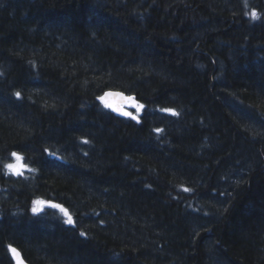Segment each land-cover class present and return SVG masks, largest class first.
<instances>
[{"label":"trees","instance_id":"16d2710c","mask_svg":"<svg viewBox=\"0 0 264 264\" xmlns=\"http://www.w3.org/2000/svg\"><path fill=\"white\" fill-rule=\"evenodd\" d=\"M10 247L264 264V0H0V264Z\"/></svg>","mask_w":264,"mask_h":264},{"label":"snow or ice","instance_id":"6c2138e0","mask_svg":"<svg viewBox=\"0 0 264 264\" xmlns=\"http://www.w3.org/2000/svg\"><path fill=\"white\" fill-rule=\"evenodd\" d=\"M251 16H252L254 19L259 18L257 12H255V11H253V12L251 13ZM16 96L19 97V96H20V93L17 92V93H16ZM110 96H120L123 100H126L127 102L131 103L132 106L135 107V108L137 109L138 112H139L141 109H143L144 105H142V104H138V103L135 101V98H133V97H123V94H122V93L106 92V93H104L103 96H101V97L98 98V99H100V100L104 103V106H105V107H107V108H111L112 110H114V111L120 113V114L123 115V116L131 117L133 120H137V119H138V117L135 116V115H133L131 112L124 110V108H123L122 106L110 102L109 99H108V97H110ZM162 111H165V112H171L173 115H177V113H176L175 110H173V109H163ZM156 131H157V132H160V131H162V130H161V129H156ZM50 154L53 155V156H55V153H50ZM12 155L15 156L16 158H19V160H21V156H20L19 154H17V153L14 152V153H12ZM7 167H8L11 171H13V172L19 174V173H20V169H21L22 167H24V165L21 164L19 167H15V166H13L12 164H9ZM185 190H187V189H185ZM44 203H45L44 201H35V202H34V207H33L32 211H33L34 213L39 212L40 209H41V207L44 205ZM53 206H54V207L61 208V211L64 213V215H65V217H66V222H67L68 224L71 225V224L74 223V220H73L72 216L68 213L67 209L62 208L60 205H53ZM10 251L12 252V254H13L14 256L17 257V259H18V264H22V262L19 261V253L17 252V250H16L15 248L10 247Z\"/></svg>","mask_w":264,"mask_h":264},{"label":"rangeland","instance_id":"374dc122","mask_svg":"<svg viewBox=\"0 0 264 264\" xmlns=\"http://www.w3.org/2000/svg\"><path fill=\"white\" fill-rule=\"evenodd\" d=\"M127 107L129 108V107H133V106H132V104L130 103ZM128 111H129V109H128ZM129 112H131V111H129ZM131 113H132V112H131ZM17 154H19V153H17ZM19 155L21 156L20 163H21L22 165H24V167H22V168L20 169V173H19V174H17V173H15V172L11 171V170L7 167V171H8L9 173H11V174H14V175L24 174V173H26V172L30 169L29 165L26 163V161H25V159L22 157V155H21V154H19ZM15 162H16V157L12 155V156L10 157V160H9L7 166H8L9 164H14Z\"/></svg>","mask_w":264,"mask_h":264},{"label":"water","instance_id":"95a60500","mask_svg":"<svg viewBox=\"0 0 264 264\" xmlns=\"http://www.w3.org/2000/svg\"><path fill=\"white\" fill-rule=\"evenodd\" d=\"M112 93H122V92H112ZM123 94V97H131V96H126L124 93H122ZM108 99H109V101L110 102H112V103H114V104H119V103H121L122 102V98L120 97V96H110V97H108ZM126 101V100H125ZM16 249V248H15ZM17 250V252L19 253V261L20 262H22V264H30V263H28L27 261H25L24 260V258H23V256H22V254H21V252H20V250H18V249H16ZM15 257V259H16V261H17V264H18V259H17V257L16 256H14Z\"/></svg>","mask_w":264,"mask_h":264},{"label":"bare ground","instance_id":"6f19581e","mask_svg":"<svg viewBox=\"0 0 264 264\" xmlns=\"http://www.w3.org/2000/svg\"><path fill=\"white\" fill-rule=\"evenodd\" d=\"M106 92H122V91H119V90H112V89H110V90H107ZM106 92H105V93H106ZM122 93H124V92H122ZM124 94H125L126 96H131V97L134 98V96H132V95H127L126 93H124ZM129 104H130L129 102H127V101H125V100H122V102L119 103L118 105L122 106V107L124 108V110L128 111L127 106H128ZM115 112H116V111H115ZM116 113H117L118 115H121V114L118 113V112H116ZM121 116H123V115H121ZM13 248L18 249L17 247H13ZM18 250H19V249H18ZM20 252H21V251H20ZM21 254H22V252H21ZM12 255H13V254H12ZM22 256H23V254H22ZM13 258H14L16 264H17V261H16L14 255H13ZM23 258H24L25 261H27L28 263H30V262H29L24 256H23ZM30 264H32V263H30Z\"/></svg>","mask_w":264,"mask_h":264},{"label":"clouds","instance_id":"9594fccd","mask_svg":"<svg viewBox=\"0 0 264 264\" xmlns=\"http://www.w3.org/2000/svg\"><path fill=\"white\" fill-rule=\"evenodd\" d=\"M12 165L15 167H19L21 165L19 158H16V162Z\"/></svg>","mask_w":264,"mask_h":264}]
</instances>
